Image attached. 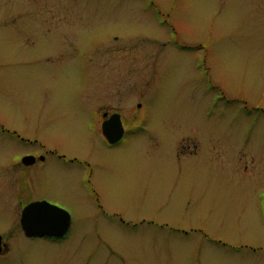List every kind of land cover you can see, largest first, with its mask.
Returning a JSON list of instances; mask_svg holds the SVG:
<instances>
[{
    "label": "rangeland",
    "instance_id": "374dc122",
    "mask_svg": "<svg viewBox=\"0 0 264 264\" xmlns=\"http://www.w3.org/2000/svg\"><path fill=\"white\" fill-rule=\"evenodd\" d=\"M103 101L139 109L118 147L88 133ZM0 126L89 160L95 189L77 164L37 176L72 216L52 241L0 185V264H264L238 248L264 247V0H0ZM36 151L0 128V165Z\"/></svg>",
    "mask_w": 264,
    "mask_h": 264
},
{
    "label": "flooded vegetation",
    "instance_id": "af4514ba",
    "mask_svg": "<svg viewBox=\"0 0 264 264\" xmlns=\"http://www.w3.org/2000/svg\"><path fill=\"white\" fill-rule=\"evenodd\" d=\"M94 53V52H93ZM61 56H50L49 58H55L58 59ZM63 57V56H62ZM91 57L93 58V54H91ZM122 65L120 66V68ZM115 84V82H114ZM118 83L115 84V87L113 92H109L105 95H108L109 93H112L111 95H117V96H123L124 93V88L118 87ZM106 91V90H105ZM106 99V98H105ZM104 99V101H105ZM120 100V99H119ZM118 100V101H119ZM96 102L93 104L92 107H89V115L90 118L87 121V129L89 136H93L94 133L99 135L98 137H101L106 143V145L110 148L118 147L122 145V143L125 140L126 135L128 134H134L136 133V127H137V122H138V117L139 115V109L136 108L134 109L133 113L130 112L129 108L124 107L123 104L120 102H116V104H108L107 102ZM141 104H139L138 107H140ZM133 110V109H131ZM129 112V114H128ZM118 120V121H117ZM119 122L121 123L123 128V135L117 142H110L109 138L107 139V136L105 135L104 132V125L105 124H112L111 125V133L116 134L118 132V127H119ZM108 125V127H109ZM1 130L3 132H7L10 137L13 139H18L19 141H22L27 144H32L37 147L36 152H28L25 153L21 156H17V158H13L11 156L7 159L5 164L0 165V185L6 187L8 191H10L9 195V201L16 199L19 204H21L22 209L19 214L18 218V226L25 237L27 236L25 231L23 230V227L21 225V218H22V210L24 209L25 206L29 205L31 202H37V201H47L51 204L60 206L62 208L63 205L61 202L59 203L58 201H54L53 199L49 198L48 196H39L37 195L36 189L33 186L34 180L40 179V176L44 174L45 170L50 167V166H62L60 162H64L65 165L62 166L63 169L65 170H72L73 164L79 165L80 169V175L82 178L81 186L84 188L88 189L95 192L94 186L91 183L90 180V175L91 174V164L89 163V160L86 159H80L77 156L75 157H68L67 154H63L59 149L55 147H50L47 145L45 142H42L39 139H29L24 137L22 134L17 133V131H12L9 129H5L1 127ZM190 138H183L180 142L179 145L177 146L179 151L182 153H187L191 152V155H196L199 152V143L198 141L194 140H189ZM192 143L194 145H192ZM68 162L71 166L68 167ZM246 169H249L247 166ZM14 190H17L18 192L16 193V196H14ZM256 195L257 199L259 198V202L257 204V210L259 212L260 216V221L264 225V188L262 189H257L256 190ZM13 197V198H12ZM65 209V208H64ZM67 210V209H66ZM68 211V210H67ZM69 212V211H68ZM72 216H71V226L70 230L68 233L63 237V238H54V237H47V236H38L39 238L43 239H48L52 241H63L65 240L69 232H71L72 229ZM264 227V226H263ZM11 234V233H10ZM0 236L2 237L1 239V254L0 256L7 255L12 248V236L4 235L3 233H0ZM29 238H37V237H29ZM245 246L246 249L252 250L255 254H262L264 255V247H254L250 245H238V248H243Z\"/></svg>",
    "mask_w": 264,
    "mask_h": 264
},
{
    "label": "water",
    "instance_id": "95a60500",
    "mask_svg": "<svg viewBox=\"0 0 264 264\" xmlns=\"http://www.w3.org/2000/svg\"><path fill=\"white\" fill-rule=\"evenodd\" d=\"M118 121V120H117ZM104 125V132L110 142H117L123 135V128L119 122V129L116 134L111 133L110 124ZM110 130V131H109ZM21 225L23 230L29 237L47 236L54 238H63L71 226L70 213L57 205L47 201L31 202L22 210ZM1 239L0 236V254H1Z\"/></svg>",
    "mask_w": 264,
    "mask_h": 264
}]
</instances>
